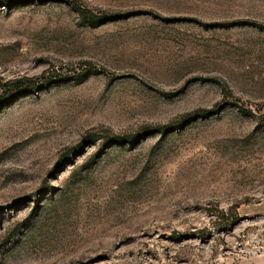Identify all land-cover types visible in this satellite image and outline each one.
<instances>
[{
  "label": "rangeland",
  "instance_id": "obj_1",
  "mask_svg": "<svg viewBox=\"0 0 264 264\" xmlns=\"http://www.w3.org/2000/svg\"><path fill=\"white\" fill-rule=\"evenodd\" d=\"M242 22L264 0L0 3V264H264V30Z\"/></svg>",
  "mask_w": 264,
  "mask_h": 264
},
{
  "label": "trees",
  "instance_id": "obj_2",
  "mask_svg": "<svg viewBox=\"0 0 264 264\" xmlns=\"http://www.w3.org/2000/svg\"><path fill=\"white\" fill-rule=\"evenodd\" d=\"M22 1H26V0H0V3H2V4H4V6L6 7V8H8V9H11V8H13L16 4H18V3H21ZM41 1H45V0H41ZM48 1H54L55 2V0H48ZM74 8L75 9H77L79 12H81V13H83V14H85L86 12L84 11V10H82L80 7H75L74 6ZM112 19H114V20H117V19H120V16H113V17H111ZM99 20H106V21H109L108 20V18L107 17H102L101 19H99ZM113 20V21H114ZM241 25H249V26H253V27H255V28H258V29H260V30H264V25H259V24H256V23H249V22H242V23H240ZM206 27H219V25H215V26H209V25H205ZM51 80H53V78H51ZM50 83H52L51 81H49V80H47V81H45V84L46 85H48V84H50ZM39 87L40 86H38V85H36V84H33V83H30V84H24V85H22V84H19V82H18V84L16 85V90L18 91V92H20V91H22L23 89V91H24V93H32V92H35V91H37L38 89H39ZM12 98L7 102V103H11L12 102ZM9 105V104H8ZM200 114V116L201 117H206V116H209V112H206V111H203V112H199ZM184 123H186V119H185V121H184ZM184 123L182 124H180L179 126H183L184 125Z\"/></svg>",
  "mask_w": 264,
  "mask_h": 264
}]
</instances>
